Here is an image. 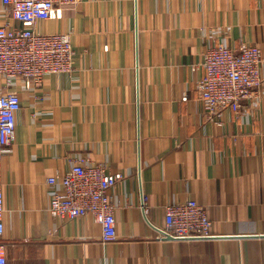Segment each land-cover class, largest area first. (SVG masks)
Returning <instances> with one entry per match:
<instances>
[{
  "label": "crops",
  "instance_id": "obj_1",
  "mask_svg": "<svg viewBox=\"0 0 264 264\" xmlns=\"http://www.w3.org/2000/svg\"><path fill=\"white\" fill-rule=\"evenodd\" d=\"M6 23L20 25L0 0ZM37 27L71 35L74 69L15 87L21 109L1 172L8 264H264V86L219 123L197 90L208 48L257 45L264 57V0H85ZM80 159L124 176L110 190L112 242L91 216L48 211V178ZM139 184L150 222L195 199L213 236L159 239Z\"/></svg>",
  "mask_w": 264,
  "mask_h": 264
},
{
  "label": "built area",
  "instance_id": "obj_2",
  "mask_svg": "<svg viewBox=\"0 0 264 264\" xmlns=\"http://www.w3.org/2000/svg\"><path fill=\"white\" fill-rule=\"evenodd\" d=\"M85 0H2L19 26L0 25V264H8L5 234L2 162L16 137V113L21 109L20 92L41 83L47 75L64 77L74 69L75 49L69 33L42 32L39 21L58 17L59 11ZM262 50L257 45H243L238 50L228 46L208 48L202 54L204 77L198 81V97L208 118L219 123L225 109L238 112L243 101H253L262 94L264 77ZM102 163L80 159L63 175L48 178L57 186L48 211L59 220L91 216L102 227V240L117 238L116 206L110 190L123 179ZM139 209L162 240H188L212 237L213 220L204 204L188 199L165 206L163 225L149 221V196L139 184Z\"/></svg>",
  "mask_w": 264,
  "mask_h": 264
}]
</instances>
